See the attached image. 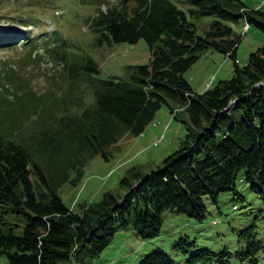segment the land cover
Returning <instances> with one entry per match:
<instances>
[{"label": "trees", "instance_id": "trees-1", "mask_svg": "<svg viewBox=\"0 0 264 264\" xmlns=\"http://www.w3.org/2000/svg\"><path fill=\"white\" fill-rule=\"evenodd\" d=\"M188 1L191 17L216 18L203 37L169 0H118L104 12L97 10L88 25L98 46L143 40L150 62L127 66L125 78L105 79L96 76L90 58L65 63L70 88L80 76L92 92L89 104L68 96L50 102L13 68L0 71L10 86L0 84V206L24 222L16 235L18 226L5 228L0 213V256L9 264H84L99 258L116 230L130 223L142 241L155 239L167 210L202 223L203 198L216 205L220 194L235 191L240 174L264 206V41L239 66L241 36L225 24L244 15L264 36V12L241 0ZM53 49H47L50 56ZM207 50L232 60L231 77L194 93L183 74ZM56 57L66 61L64 55ZM162 105L171 115L178 108L187 116L179 149L148 173L127 170L120 181L124 193L106 191L78 212L67 207L60 186L77 185L89 159L107 160L123 137L140 136ZM72 106L80 113L69 114ZM179 240L173 248L185 255L181 263L154 251L139 264H264V240L255 223L237 234L233 251L196 250L194 241Z\"/></svg>", "mask_w": 264, "mask_h": 264}, {"label": "rangeland", "instance_id": "rangeland-1", "mask_svg": "<svg viewBox=\"0 0 264 264\" xmlns=\"http://www.w3.org/2000/svg\"><path fill=\"white\" fill-rule=\"evenodd\" d=\"M169 1L186 14L188 22L196 27L198 37H203L210 24L216 20L215 17H191L188 10L192 6L188 0ZM241 1L251 10L260 7L259 10L264 12V0ZM117 2L0 0V71L13 68L29 82L35 94L44 96L50 102L56 100L59 103L63 96H68L73 99L82 97L89 104L93 100L92 92L85 88L87 85L80 76L74 78V89L70 88V80L63 69L65 63L77 65L81 59L90 58L98 68V74L95 75L105 79L125 78L127 66L148 65L150 62V51L143 40L134 45H97V34L90 30L88 21L96 15L98 9L104 12ZM133 6L130 2L128 10ZM247 11L244 8L241 10L243 14ZM242 19L238 23H225L236 36H241L236 52L239 66L244 65L248 56L264 41L263 34L253 26H249L248 31L242 35L246 19L244 15ZM52 48L54 55L50 56L47 49ZM30 54L34 57L31 55V58ZM63 55L66 61H59L56 57ZM232 68V60L227 56L207 50L183 74V78L193 92L201 93L218 81L229 79ZM1 82L9 86L8 82L0 79ZM180 110L175 108L171 115L168 106L162 105L140 136L123 137L115 147L109 149L107 160L100 155L89 159L77 185L63 183L60 186L58 193L63 203L78 212L80 205L97 202L106 191L124 193L120 181L127 176L130 168L137 167L142 173H148L161 166L163 159L177 151L183 140V121L187 120V116ZM80 111V108L72 106L68 113L78 114ZM70 177H73L72 173ZM202 202L207 209L202 223L167 210L162 213L161 231L155 239L142 241L130 223L127 228L116 230L111 244L99 258L87 260L84 264H139L141 259L154 251H161L175 263H181L185 255L173 248L180 238L194 241L196 250L233 251L237 246V234L253 223L258 237L264 240V206L244 182L242 174L236 181L235 191L220 194L216 205L207 197ZM0 213H4L5 228H13L16 224L18 227L14 228V233L20 235L24 222L15 218L7 206H0ZM0 264H9L5 256H0Z\"/></svg>", "mask_w": 264, "mask_h": 264}, {"label": "built area", "instance_id": "built-area-1", "mask_svg": "<svg viewBox=\"0 0 264 264\" xmlns=\"http://www.w3.org/2000/svg\"><path fill=\"white\" fill-rule=\"evenodd\" d=\"M259 8L260 7H256L255 8V10H259ZM244 25L242 26V35H244L245 34V32H247L248 31V29H249V24H248V22H247V20L246 19H244Z\"/></svg>", "mask_w": 264, "mask_h": 264}, {"label": "water", "instance_id": "water-1", "mask_svg": "<svg viewBox=\"0 0 264 264\" xmlns=\"http://www.w3.org/2000/svg\"><path fill=\"white\" fill-rule=\"evenodd\" d=\"M135 185H136V184H135ZM135 185H134V186H135Z\"/></svg>", "mask_w": 264, "mask_h": 264}, {"label": "bare ground", "instance_id": "bare-ground-1", "mask_svg": "<svg viewBox=\"0 0 264 264\" xmlns=\"http://www.w3.org/2000/svg\"><path fill=\"white\" fill-rule=\"evenodd\" d=\"M243 20V19H242Z\"/></svg>", "mask_w": 264, "mask_h": 264}, {"label": "crops", "instance_id": "crops-1", "mask_svg": "<svg viewBox=\"0 0 264 264\" xmlns=\"http://www.w3.org/2000/svg\"><path fill=\"white\" fill-rule=\"evenodd\" d=\"M195 93V92H194Z\"/></svg>", "mask_w": 264, "mask_h": 264}]
</instances>
